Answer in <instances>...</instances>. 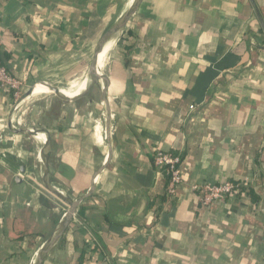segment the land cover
I'll list each match as a JSON object with an SVG mask.
<instances>
[{
    "label": "crops",
    "instance_id": "crops-1",
    "mask_svg": "<svg viewBox=\"0 0 264 264\" xmlns=\"http://www.w3.org/2000/svg\"><path fill=\"white\" fill-rule=\"evenodd\" d=\"M137 1L0 0V65L26 100L0 89V124L24 119L0 143V264L14 246L12 264H264V0H142L107 37ZM155 149L182 157L173 200ZM228 181L249 184L208 208L189 189Z\"/></svg>",
    "mask_w": 264,
    "mask_h": 264
},
{
    "label": "built area",
    "instance_id": "built-area-1",
    "mask_svg": "<svg viewBox=\"0 0 264 264\" xmlns=\"http://www.w3.org/2000/svg\"><path fill=\"white\" fill-rule=\"evenodd\" d=\"M0 89L12 91L15 99L20 102L17 104V107L21 105L24 101L22 90L20 88L19 82L14 79L7 70L0 65ZM192 111L195 110V106L190 107ZM12 117V121H13ZM2 124H0L1 126ZM12 128H15L12 125ZM5 134L0 136V143H3L5 140L8 142L9 140H14V137L9 138L8 133H6V129L8 130V126H3ZM8 135V136H7ZM41 160V154L39 156ZM154 165L158 169V171L167 179V185L165 188V195L168 200L175 199L180 187L184 183V173L182 169V159L179 155H175L173 153L164 152L161 149H155L154 151ZM22 176V175H19ZM249 184V181L244 183H234V182H224L219 185L210 184L207 182H195L189 185L190 191L196 195L200 204L208 208L213 205H220L225 202L228 198L235 197L242 193V191H246L244 188ZM58 193H62L58 189L54 188ZM57 198V196H55ZM59 199V198H57ZM55 199V200H57ZM59 201V200H57ZM60 202V201H59ZM67 216V212L64 213V218ZM38 257V252L34 254V258L31 264H36V260Z\"/></svg>",
    "mask_w": 264,
    "mask_h": 264
},
{
    "label": "bare ground",
    "instance_id": "bare-ground-1",
    "mask_svg": "<svg viewBox=\"0 0 264 264\" xmlns=\"http://www.w3.org/2000/svg\"><path fill=\"white\" fill-rule=\"evenodd\" d=\"M125 7H127V6H125ZM115 45H116V40L114 38H111L110 41L108 43H106V45L104 46L103 51L99 54L100 57L98 56L97 65H96V78L98 81L102 80V74L106 69V64H107L108 58H109L110 54L113 52ZM97 71H98V73H97ZM87 79L88 78L85 77L82 80H79V81L72 83L70 85V87H68V88H62L60 91L61 94L67 98H70V96L67 93H69L71 95V97H76L83 91V89L85 87V90L81 93V95H82L84 92L87 91V89L89 87V81L87 82ZM86 82H87V84H86ZM85 84H86V86H85ZM32 92H33L32 95L30 97L28 96V98H27L29 101L34 100V99H38L47 93H51V90L46 85H43L40 87H35ZM25 101L26 100H24L21 104H25ZM96 131H97V134H96L97 140L99 142H102L104 140V136H102V133L103 132L105 133V128L104 127L102 128V125L100 123H97ZM42 140H43V138H42Z\"/></svg>",
    "mask_w": 264,
    "mask_h": 264
},
{
    "label": "water",
    "instance_id": "water-1",
    "mask_svg": "<svg viewBox=\"0 0 264 264\" xmlns=\"http://www.w3.org/2000/svg\"><path fill=\"white\" fill-rule=\"evenodd\" d=\"M141 1H142V0H138V1H137V3H136V5H135L134 9L130 12L129 15H127L126 19H125V20H124L119 26L115 27L112 31H110V32L108 33V36H107V37H109V36H111L112 34L116 33L118 30L122 29V28L126 25V23L128 22V20H129V19L133 16V14L137 11V9H138V7H139ZM106 41H107V39H106V37H104V38L102 39L101 43H100V46H99L98 51H97L96 54H95L94 61H93L92 67H91V75H92L93 77H96V65H97L98 56H99V54L103 51V47H104ZM110 135H111V132H110V129L108 128V130H107V138H108V136H110ZM67 224H68V219H67V221L65 222V224H64L63 228L61 229V231H60V233H59V235H58L57 238H59V237H61V236L63 235V233H64L65 230H66V226H67ZM53 244H54V243H53ZM37 264H38V263H37Z\"/></svg>",
    "mask_w": 264,
    "mask_h": 264
},
{
    "label": "rangeland",
    "instance_id": "rangeland-1",
    "mask_svg": "<svg viewBox=\"0 0 264 264\" xmlns=\"http://www.w3.org/2000/svg\"><path fill=\"white\" fill-rule=\"evenodd\" d=\"M21 100V99H20ZM20 100L18 101V103L20 102ZM17 103V104H18ZM13 115H15V113H12ZM20 116H22L21 114H17V116H14V118H13V122H12V124H11V128H9V126H8V130L6 129V132L7 131H9L10 132V130H12L11 131V133L12 134H14L16 131H20V128L22 127V123H24L23 121H24V119L22 118V120H21V117ZM2 125H4V126H7V121H4L3 123H1ZM12 125L15 127V128H12Z\"/></svg>",
    "mask_w": 264,
    "mask_h": 264
},
{
    "label": "trees",
    "instance_id": "trees-1",
    "mask_svg": "<svg viewBox=\"0 0 264 264\" xmlns=\"http://www.w3.org/2000/svg\"><path fill=\"white\" fill-rule=\"evenodd\" d=\"M175 155H177V154H175ZM180 156V155H179ZM181 157V156H180ZM181 159H182V157H181ZM166 179H168V178H166ZM12 251V256L10 255V258L9 257H7V255L4 257V259L7 257L8 258V263L9 264H12V261H11V257H14V256H16V255H19V252H18V249L14 246V248L11 250Z\"/></svg>",
    "mask_w": 264,
    "mask_h": 264
}]
</instances>
